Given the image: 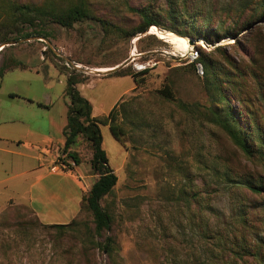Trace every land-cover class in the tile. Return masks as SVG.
Instances as JSON below:
<instances>
[{"label": "rangeland", "instance_id": "374dc122", "mask_svg": "<svg viewBox=\"0 0 264 264\" xmlns=\"http://www.w3.org/2000/svg\"><path fill=\"white\" fill-rule=\"evenodd\" d=\"M13 1L63 7L80 0ZM84 1L99 19L126 30L139 21L128 8L141 9L149 2ZM174 1L185 5L197 25L207 20L212 31L220 26L222 31L235 29H229L233 35L218 43L207 44L200 38L194 47L219 65L224 57L240 66L254 62L248 69L260 79L249 78L248 83L261 84L264 95V20L245 26L244 0ZM165 3L158 0L155 10L161 13ZM19 29L14 32L0 19V264H206L208 254L199 241V205L192 195L216 187L213 177L228 166L264 182V165L247 160L206 117L211 102L202 88L203 75L196 73V64L180 60L186 53L178 50L188 48L185 38H191H164L165 30L152 26L125 39L105 33L99 22L90 20L71 28L46 20L35 32L24 26ZM130 58L126 66L109 72ZM143 67L146 70H140ZM119 71L147 72L139 76V84L130 76H107ZM71 74L88 79L76 88L91 104L94 117L106 116L117 103V123L125 131L118 142L108 126H99L102 148L117 176L111 194L101 202L112 216L108 235L116 240L113 260L99 249L82 251L93 218L81 207L80 196L98 176L90 168L91 149L83 138L74 148L79 165L70 166L61 151ZM165 87L174 102L159 94ZM43 98H50V112L35 103ZM229 100L237 110L234 97L229 95ZM257 104L263 107L262 102ZM26 126L50 132L49 141L27 134ZM62 163L66 166L62 172L68 175H49L52 167ZM231 200L226 192L220 193L212 202L214 211L208 212L211 222L228 216ZM72 220L78 223L77 232L59 234L46 228Z\"/></svg>", "mask_w": 264, "mask_h": 264}, {"label": "trees", "instance_id": "16d2710c", "mask_svg": "<svg viewBox=\"0 0 264 264\" xmlns=\"http://www.w3.org/2000/svg\"><path fill=\"white\" fill-rule=\"evenodd\" d=\"M157 3L158 0H149L148 5L141 9L128 8L139 19L129 30L115 27L99 19L84 0L63 7L53 3L20 4L13 0H0V19L3 18L5 26L14 32L20 30L19 27L22 26L32 28L35 32L36 27L46 20L63 28H71L74 24L87 20L97 21L105 33L119 35L125 39L144 34L154 26L172 32V35L178 37L202 38L207 44L218 43L226 35H233L235 30L227 27L226 31H222L224 27L220 26L212 31L207 20L197 25L195 17L188 13L184 4L179 5L174 0H166V8L160 13L159 10H155L154 5ZM241 6L248 12L245 26L254 21L264 20V0H244ZM199 53V58L190 65L198 63L202 66V88L211 102L206 117L224 132L247 160L258 161L264 165V95L260 91L261 84L252 87L248 83L249 78L257 82L260 79L248 69L254 62L249 66H240L224 57V63L219 65L210 55ZM146 72L129 74L119 71L107 76H130L135 84H139V76ZM87 80L86 77L77 78L72 74L67 77L69 103L67 122L62 130L64 141L61 151L75 165H79L78 155L74 151L78 139L83 138L91 149L90 168L98 178L82 195L81 207L91 214L93 229H90V235L81 246L85 254L92 249H99L113 260L117 251L116 240L108 235L111 231L112 216L101 202L111 194L117 183V176L109 166L102 148L99 126H108L111 135L118 142H122L125 131L117 123L120 114L117 105L106 116L100 118L92 116L91 104L80 96L76 88ZM257 89L259 91H256ZM159 94L174 102L168 87L160 90ZM229 95L237 102V110L232 108ZM258 101L262 102L263 107L257 104ZM178 105L183 110L186 108L183 103ZM259 178L248 171L238 172L228 166L225 167L223 174H215L213 177L216 187H208L192 195L199 205V241L202 242L201 248L208 254L206 264H264V182ZM222 191L232 197L230 203L232 208H229L226 218L220 222L216 219L213 223L208 212L214 211L212 202ZM77 225L78 223L72 220L68 224L47 225L46 228L56 230L59 234H66L77 232L75 228Z\"/></svg>", "mask_w": 264, "mask_h": 264}, {"label": "crops", "instance_id": "0c3cea01", "mask_svg": "<svg viewBox=\"0 0 264 264\" xmlns=\"http://www.w3.org/2000/svg\"><path fill=\"white\" fill-rule=\"evenodd\" d=\"M87 85V84H86ZM85 85V87L84 88H86L87 86ZM82 87H83V85H81ZM133 90V87H131V88H129V90H126V91H124V92H122L121 93V95H120V98H119V100L118 101H120V99H122L123 98V95L125 94V93H128V92H130V91H132ZM12 97H16V96H12ZM34 101L35 100H31L30 102H31V104L32 103H34ZM117 101V102H118ZM29 102V101H28ZM29 102V103H30ZM36 104H37V106H38V108L39 109H41V110H43V112H50V110H51V107H52V105H51V100H50V98H43L41 101H39V102H35ZM38 104H41L42 106H39ZM117 104V103H116ZM116 104H114V106L116 105ZM113 106V107H114ZM92 110H93V108H92ZM65 114L67 115V106H66V109H65ZM92 116L94 117V115L92 114ZM48 120H49V125L51 126V127H53L54 129H55V123H54V121H51L50 120V118H48ZM65 127V125H62V130H63V128ZM26 133L27 134H32V135H36V137H38V138H40V139H43L44 141H49V139H50V135H51V133L49 132V133H44V132H41V131H38V130H34V129H32V128H30V126H26ZM62 130H61V132H62ZM46 153H47V150H44ZM38 162L39 161H41V160H37ZM59 175V176H65V175H68V174H66V173H63V172H51V173H49V175ZM40 180H42L43 179V176H41L40 178H39ZM79 189V188H78ZM80 190V189H79ZM81 197L82 196H80V199H81Z\"/></svg>", "mask_w": 264, "mask_h": 264}, {"label": "built area", "instance_id": "2783aa9c", "mask_svg": "<svg viewBox=\"0 0 264 264\" xmlns=\"http://www.w3.org/2000/svg\"><path fill=\"white\" fill-rule=\"evenodd\" d=\"M199 51L195 49L194 46L191 47L189 52H186L185 55H181L180 60L182 61H186L188 64H192L194 63L198 58H199ZM148 67H151L150 65H148ZM140 70H146V67H143ZM196 73L199 76L203 75V70H202V66L200 64H196ZM70 166L75 167V163L71 161ZM66 166L64 163L60 164L59 166H54L51 168V172H62L63 170H65Z\"/></svg>", "mask_w": 264, "mask_h": 264}, {"label": "water", "instance_id": "95a60500", "mask_svg": "<svg viewBox=\"0 0 264 264\" xmlns=\"http://www.w3.org/2000/svg\"><path fill=\"white\" fill-rule=\"evenodd\" d=\"M200 40L199 39H195V40H189V44L191 45V46H194L197 42H199ZM9 44H15L14 42H11V43H9ZM132 59L130 58V59H128L127 61H125L122 65H120L119 67H115V68H113V69H111L109 72H114V71H116V70H118L119 68H121V67H124V66H126L130 61H131ZM74 68H77V69H79L78 67H74ZM79 70H82V69H79ZM85 72H88V73H92V70H84ZM95 72V71H94Z\"/></svg>", "mask_w": 264, "mask_h": 264}, {"label": "bare ground", "instance_id": "6f19581e", "mask_svg": "<svg viewBox=\"0 0 264 264\" xmlns=\"http://www.w3.org/2000/svg\"><path fill=\"white\" fill-rule=\"evenodd\" d=\"M154 30V29H153ZM160 32V31H159ZM162 34H163V36L162 37H164V38H170V37H172L173 35H172V33H170V32H161ZM184 39V38H183ZM185 40H186V43L184 44V46L186 45L188 48H186V49H178L179 51H181V52H184V53H186V52H189L190 51V49H191V45L189 44V40L188 39H186L185 38ZM227 40H229V38L227 39ZM230 42H233V41H230ZM230 44V43H229Z\"/></svg>", "mask_w": 264, "mask_h": 264}]
</instances>
